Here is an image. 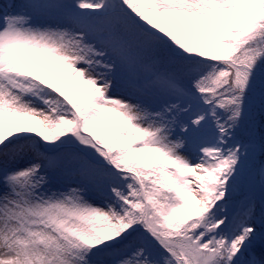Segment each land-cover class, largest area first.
I'll list each match as a JSON object with an SVG mask.
<instances>
[{
    "label": "rangeland",
    "instance_id": "1",
    "mask_svg": "<svg viewBox=\"0 0 264 264\" xmlns=\"http://www.w3.org/2000/svg\"><path fill=\"white\" fill-rule=\"evenodd\" d=\"M187 6L224 30L218 57L264 20V0H0V264H86L74 241L117 247L96 264H210L222 247L264 264V200L238 195L264 167L220 128L195 69H154L134 38L197 58ZM246 76L264 91L263 71Z\"/></svg>",
    "mask_w": 264,
    "mask_h": 264
},
{
    "label": "trees",
    "instance_id": "2",
    "mask_svg": "<svg viewBox=\"0 0 264 264\" xmlns=\"http://www.w3.org/2000/svg\"><path fill=\"white\" fill-rule=\"evenodd\" d=\"M191 27L196 32L199 56L192 58H173L168 55L169 46L162 38L153 34L135 36L140 44L144 60L156 70L170 69L181 75L184 70L198 68L201 78L199 88L208 100L221 105L220 124L237 142L245 144L247 158L255 167H264V91H257V84L246 76L248 69L264 72V20L256 36L243 47L227 57H217L210 40L228 42L221 27L216 26V33L211 26L213 18L196 6H187ZM135 9L128 5V15ZM125 16V15H122ZM132 36V35H130ZM128 38V37H127ZM241 195L243 194L240 189ZM188 222L183 228L192 239L199 234L201 226ZM195 230V231H194ZM197 230V231H196ZM115 248H93L74 242L72 253L89 264H95L101 257ZM148 251H161L158 245H148ZM234 260L233 251L222 247L219 255L210 264H230Z\"/></svg>",
    "mask_w": 264,
    "mask_h": 264
},
{
    "label": "water",
    "instance_id": "3",
    "mask_svg": "<svg viewBox=\"0 0 264 264\" xmlns=\"http://www.w3.org/2000/svg\"><path fill=\"white\" fill-rule=\"evenodd\" d=\"M244 190L246 192H255L260 198L264 199V188L258 185L255 174L248 180Z\"/></svg>",
    "mask_w": 264,
    "mask_h": 264
},
{
    "label": "bare ground",
    "instance_id": "4",
    "mask_svg": "<svg viewBox=\"0 0 264 264\" xmlns=\"http://www.w3.org/2000/svg\"><path fill=\"white\" fill-rule=\"evenodd\" d=\"M36 63L39 64V68H45V66H46V63L43 62V61H42V62H37V61H36ZM27 70H28L27 67H25V66L22 67V71H27ZM52 71L59 72L60 70H59V69H54V70H51V72H52ZM32 79H33L36 83H39L40 86H43V85H44V82H42V81L39 80V72H38V70H37L36 72H33V73H32ZM29 89H30V88L27 87V88L25 89L26 92H27ZM9 118H10V116H9ZM13 121L16 122L15 119H13Z\"/></svg>",
    "mask_w": 264,
    "mask_h": 264
}]
</instances>
